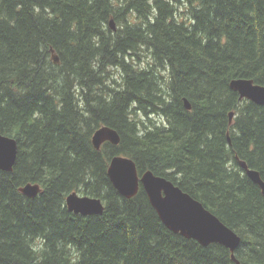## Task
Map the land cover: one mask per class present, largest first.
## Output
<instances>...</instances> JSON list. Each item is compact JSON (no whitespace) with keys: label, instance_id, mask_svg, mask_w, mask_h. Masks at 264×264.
Segmentation results:
<instances>
[{"label":"trees","instance_id":"obj_1","mask_svg":"<svg viewBox=\"0 0 264 264\" xmlns=\"http://www.w3.org/2000/svg\"><path fill=\"white\" fill-rule=\"evenodd\" d=\"M166 62L174 100L155 107L170 131L140 137L129 107L150 106ZM239 78L264 85V0H0V134L18 146L14 172L0 171V264H264V194L241 167L264 181V105L240 101ZM105 124L118 152L171 172L241 237L235 260L170 231L143 189L117 192L111 153L93 144ZM28 182L37 197L20 192ZM72 192L104 212H70Z\"/></svg>","mask_w":264,"mask_h":264},{"label":"water","instance_id":"obj_2","mask_svg":"<svg viewBox=\"0 0 264 264\" xmlns=\"http://www.w3.org/2000/svg\"><path fill=\"white\" fill-rule=\"evenodd\" d=\"M110 26L112 29L115 28L112 20ZM53 59L56 63L58 62L57 57H53ZM230 89L237 92L240 99L264 105V85L254 84L250 79L239 78L231 81ZM185 102L189 108L188 101ZM230 116L232 117V114ZM105 141L117 145L120 142V137L114 129L103 127L95 132L93 144L98 150ZM16 157V141L0 134V170L10 171ZM242 166L250 179L260 186L264 194V181L259 173L248 169L244 163ZM108 176L121 196L130 199L136 195L138 177L134 161L125 157L113 158ZM141 181L146 187L150 202L157 211L160 220L170 231L179 233L184 238L195 240L204 247L220 244L231 251L235 260V252L242 242L241 237L223 224L201 202L182 191L171 181L157 178L151 173L144 174ZM21 192L27 197L34 198L40 193V186L28 184L21 189ZM67 206L70 212L82 216L101 215L105 208L101 200L79 197L76 193H72L67 198Z\"/></svg>","mask_w":264,"mask_h":264},{"label":"flooded vegetation","instance_id":"obj_3","mask_svg":"<svg viewBox=\"0 0 264 264\" xmlns=\"http://www.w3.org/2000/svg\"><path fill=\"white\" fill-rule=\"evenodd\" d=\"M127 16H130V14H127L126 13V18ZM154 16L149 19L150 21H154ZM173 19V18H171ZM127 20V19H126ZM178 20V23L182 24V22ZM128 23H131L128 22ZM117 30H115L114 32H116ZM150 46V45H149ZM146 49H150L148 47H145ZM152 50V49H150ZM149 57L151 59L154 58L153 55H149ZM162 71H160L159 73V76L156 77V87H155V92L153 93V96H152V103L148 106V108H146V110H142L139 106H138V103H136L135 101L130 105L129 107V122L132 123L134 125V132L136 134H140L141 132H148V133H151L152 135H158L159 133H162V132H166V135H168L169 131H170V123H169V118L168 116L162 112L160 110L161 106L160 105H157V107H155V103L157 101H159V98H162L165 100L166 104L168 103H171L173 102L174 98H173V91H172V88L170 86V83L173 81V77L171 75V72H172V67L171 65L166 62L163 66H161ZM167 74L168 77H162L163 75ZM152 79V82H153V78ZM233 81V80H232ZM231 83V82H230ZM240 99V98H239ZM181 100H182V103H183V107L186 108V110L188 111H191L192 110V104L191 102L189 101V99L187 97H181ZM188 101V104H189V108L186 106V102L185 101ZM242 100H245V99H240V101ZM232 114V117L230 116ZM235 112L234 111H231L229 113V124L232 125L233 124V121L235 119ZM103 127H110L111 129H114L117 133L118 131L115 129L114 126H111L109 124H105L104 126L100 127L99 129L103 128ZM98 129V130H99ZM96 130V131H98ZM168 131V132H167ZM138 134V135H139ZM2 135V134H1ZM119 137H120V140H121V136L120 134L118 133ZM145 134H142V135H139L140 137L144 136ZM4 137H7V138H10V139H14V138H11V137H8L6 135H3ZM228 136V141H230V136L227 134ZM15 140V139H14ZM17 143V142H16ZM120 143V142H119ZM118 145V144H117ZM117 145H114L112 144L110 141H105L100 149L98 150H105L106 152L108 153H111V157H110V161H109V167H110V164H111V161L113 160V158L115 157H125V158H129L127 156H125L124 152H122V150H126L128 146H125L123 148H121V151L118 152V150L116 148H114V146H117ZM96 149V148H95ZM97 150V149H96ZM17 159H18V146H17V157H16V160H15V163L12 167V169L10 171H4V170H0L1 172H7V173H12L14 172V169H15V165H16V162H17ZM131 159V158H129ZM132 161H134L135 165H136V170H137V177H138V188H137V193L136 195L138 194V192L143 189L147 196H148V193H147V190H146V187L145 185L143 184V182L141 181L142 177L144 174L146 173H151L153 176L157 177V178H161V179H165V180H169L172 182V180L169 179V176H170V173L169 171H160L158 170V172H156L155 170H151V169H141V167L139 166V164L131 159ZM246 164L245 162H242L241 163V167L243 168L242 164ZM246 166L248 167V165L246 164ZM109 167L108 169L106 170V173L108 175V171H109ZM244 169V168H243ZM248 169L250 170H254V169H251L248 167ZM245 170V169H244ZM256 171V170H254ZM246 172V170H245ZM258 172V171H257ZM259 173V172H258ZM247 174V172H246ZM260 175V174H259ZM109 177V176H108ZM249 177V176H248ZM250 178V177H249ZM110 179V178H109ZM111 181V180H110ZM112 183V182H111ZM173 183V182H172ZM39 185L40 186V193L42 191V187L39 183H33V182H28L26 183L25 185H23L19 190L21 192V189H23L26 185ZM174 184V183H173ZM175 185V184H174ZM177 186V185H176ZM115 188V187H114ZM180 188V187H179ZM181 189V188H180ZM182 190V189H181ZM183 191V190H182ZM118 192V191H117ZM22 193V192H21ZM39 193V194H40ZM72 193H76L79 197H89V198H95V199H99L101 200V202L103 203L104 206L105 205V201L102 199V198H97V197H91V196H88V195H82L80 193H77V192H72ZM68 194L67 197H66V206H67V198L72 194ZM23 194V193H22ZM38 194V195H39ZM162 194L164 195V193L162 192ZM24 195V194H23ZM37 195V196H38ZM135 195V196H136ZM26 196V195H25ZM36 196V197H37ZM134 196V197H135ZM30 198V197H29ZM35 198V197H34ZM148 199H149V196H148ZM150 201V199H149ZM151 203V202H150ZM152 205V204H151ZM153 207V206H152ZM154 208V207H153ZM67 209H68V206H67ZM155 209V208H154ZM69 210V209H68ZM156 211V210H155ZM157 212V211H156Z\"/></svg>","mask_w":264,"mask_h":264},{"label":"bare ground","instance_id":"obj_4","mask_svg":"<svg viewBox=\"0 0 264 264\" xmlns=\"http://www.w3.org/2000/svg\"><path fill=\"white\" fill-rule=\"evenodd\" d=\"M113 21V20H112ZM114 22V21H113ZM110 24V23H109ZM114 25H115V23H114ZM116 29V27L113 29V30H115ZM247 100V99H246ZM116 189V188H115ZM165 225V224H164ZM166 226V225H165ZM167 227V226H166Z\"/></svg>","mask_w":264,"mask_h":264},{"label":"rangeland","instance_id":"obj_5","mask_svg":"<svg viewBox=\"0 0 264 264\" xmlns=\"http://www.w3.org/2000/svg\"><path fill=\"white\" fill-rule=\"evenodd\" d=\"M168 77V75L166 76V78ZM231 84V83H230ZM233 91V90H232ZM235 92V91H234ZM208 210V209H207ZM179 234V233H178ZM183 237V236H182ZM187 239V238H186Z\"/></svg>","mask_w":264,"mask_h":264}]
</instances>
